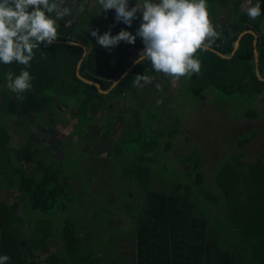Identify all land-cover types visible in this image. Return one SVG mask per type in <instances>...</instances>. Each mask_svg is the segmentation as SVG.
I'll return each instance as SVG.
<instances>
[{
    "label": "trees",
    "instance_id": "obj_1",
    "mask_svg": "<svg viewBox=\"0 0 264 264\" xmlns=\"http://www.w3.org/2000/svg\"><path fill=\"white\" fill-rule=\"evenodd\" d=\"M218 2L207 0L210 17L217 16L214 4ZM129 6L133 7L132 0ZM233 6V29L217 32L211 49L197 52L195 58L201 70L191 78L182 77V86L208 99L212 97L206 94L213 99L217 95L234 97L244 108L233 115L219 113L217 124L212 119L205 130L210 144L188 147L182 154L174 145L181 119L174 120L176 127L172 130L169 120L150 110L144 133L127 129L125 136L114 140L112 157L105 160L112 178L103 177L97 188L90 179L92 171L87 175L85 166L76 168L78 157L83 155L77 150L70 154L60 151L58 159H50L48 151L38 159V143L29 139L16 154L9 147L8 124L13 118L30 122L32 114L61 113L56 104L64 105L67 112L75 111L76 123L70 136L76 138L73 144L77 148L85 141L87 127L100 119L91 113L94 105L101 109L117 105L135 90L137 76L148 78L159 73L147 59L135 66L134 60L128 61L129 46L145 48L142 38L119 49L111 70L96 69L98 43L91 32L98 30L102 35L101 24L96 18L82 15L79 21L69 24L57 20V40L33 49L30 67L15 61L0 63V256L10 257L7 264H103L97 239L109 246L106 263H115L120 255L108 220L120 218L116 211L109 207L105 216L95 211L92 218L78 217L72 211L77 203L89 202L98 188L106 191L103 205L107 201L116 204L110 199L118 191L121 195L117 200L131 193L132 188L144 193L139 203L122 211L128 218V232L136 239V251L127 264H264V119L257 108L264 96V81L257 77L254 54L257 49L264 79V4L255 19L249 17L241 0L234 1ZM242 33L246 34L232 55ZM68 42L83 44L87 55L81 46ZM24 70L30 73L32 88L19 100L7 88L6 74L11 72L15 78ZM78 72L108 93L102 94L96 86L78 78ZM106 121L113 122L112 116ZM227 122L231 128L244 122L246 131L209 136L219 131L213 126ZM107 127L104 137L110 139L111 128ZM226 139L230 147H237V152L226 149ZM256 139L260 149L255 147ZM245 146L254 148L249 158ZM174 153L178 154L176 159ZM164 156H172L173 163ZM162 159L168 165L161 163ZM175 162L180 168L174 166ZM24 163L32 167L30 173ZM100 163L105 166L103 161ZM12 187L21 191L23 204L6 201L5 190Z\"/></svg>",
    "mask_w": 264,
    "mask_h": 264
},
{
    "label": "rangeland",
    "instance_id": "obj_2",
    "mask_svg": "<svg viewBox=\"0 0 264 264\" xmlns=\"http://www.w3.org/2000/svg\"><path fill=\"white\" fill-rule=\"evenodd\" d=\"M234 1L236 0H233L230 3L231 12L234 9ZM83 2L84 0H65V5L73 6L77 4H82ZM257 3V0H252L251 5L254 6ZM222 17V19H224V17L228 18L227 14H224L223 11ZM70 20L73 21L72 19H67L65 17L63 20H60V22L61 24H69L71 23ZM186 89L187 88L184 84L180 88V93L174 94V97H172V108L170 109L166 108L165 106L167 103H172V100H169V98H167V96H165L163 93H161L163 96L156 94L154 95L155 100H157V102L154 101L153 103L150 102V100L147 101L148 104L151 105V103H153L154 106L159 109L157 110L156 108H152V110H155L157 113L160 114L161 118H163L164 120H169L168 125L171 127L170 129L176 127L174 120H176L177 118L181 119V126H177L178 131H181L174 141L175 147L180 148L179 154L185 153L188 147L203 148L210 144L209 141L206 140V138H210L204 136L206 132L205 130L209 129L207 125L209 126V123H211L212 119L213 123L217 124L218 116H220L219 113H223L225 114V116H228L230 114L233 115L234 113L239 112L241 108H244V106L241 104V101H239V99L236 100L234 97L222 98L217 95L215 100L213 99V96H211L210 94H206L207 97H212L208 99L203 97V94L197 96L196 94H191V92H188ZM140 102H142L140 103L138 111L140 113H138L136 117H131L130 113L128 112V114H124L119 111L118 109L120 106L118 105L109 106L108 108L104 109L98 108L94 105L91 113L95 117H99L100 119L95 122L93 126L87 127V131L83 136L85 141L84 143L79 144L77 148L75 147L76 145L73 144L76 141V138L70 136L71 132L73 131V125L76 123L74 116L75 111L67 112V107L64 105L61 106L59 104H56L57 108L61 111V113H56L52 115H38L37 113L30 115V122H32L31 124L29 121H21L17 118H13L8 124L9 133L11 136L9 147L13 149L16 154H19L22 151L21 144H25V142L30 139L32 143H38L40 150V153L37 156L38 159L48 151L50 152V159L53 156L57 157L58 159L61 155L60 151L68 152V154H70L72 151L77 150V152H80L83 155L82 157H78L77 162L79 163L77 164L76 168L80 169V167L85 166L87 169L85 173L87 175L89 172L92 171L90 179L94 181L95 185H98V182L103 177H105V179L112 178V174H110L111 170L109 171L110 168L105 163V160L112 157L114 140L125 136L127 133V129L139 133H144V131L146 130L148 125V113L150 110L148 111L147 108H142L146 102L142 100ZM124 103H128L129 105V101L125 100ZM258 103L259 104L257 108H259L261 118L264 119V96L262 97L261 102ZM126 109H129V107H127ZM108 116H112L113 122L106 121ZM108 125L111 128L110 139L104 137V133L105 130L108 128ZM246 127L247 125H245L244 122L237 124L234 128H231V125L228 122L227 124L225 123L223 125L218 124V126H213V130L219 131L213 132L209 134V136L212 138L215 137V135L224 136L227 131L239 132L241 131L240 129L243 130L242 132H245ZM222 131H225V133L223 134ZM227 141L228 140L226 139V149L232 153L237 152V147H230L227 144ZM161 142L164 143L163 141ZM254 143L255 147L259 148L260 143L258 142V139H256ZM243 149L246 150V158H249V156L254 154V148L252 147L245 146L243 147ZM259 153L260 151H258V154ZM174 154L173 158L176 159L178 157V154ZM67 157H69V155ZM165 158H167L171 163H173L171 161L172 156H168ZM100 161H103V164H105L104 167H106L107 169L102 166ZM167 162H165L164 159L161 160V163L163 164L168 165L169 162ZM23 166L27 172L30 173L32 171V167L29 164L24 163ZM174 166L176 168H180V164H178L177 162L174 163ZM208 175H211V173L208 172ZM120 195L121 192L118 191L110 199L111 201H116V204H112V202L107 201L106 205H103L101 200H103L106 196V191L102 192L98 188L95 193L91 194L90 198L92 199L89 202L85 200L81 204L77 203L72 209L74 215L78 217L84 216L87 218H92L93 212L95 211H98L105 216L106 213H108L110 207L111 209H114V211H116L117 217H120L115 222L108 220L109 225L111 226V232L114 233L116 251L117 253L119 252L120 255V257H117L115 263H106L107 259L109 258V246L107 242L103 243L102 241H98L97 239V242L99 244L101 243L98 248V255L105 262L103 264H127L128 262L131 263L133 259L132 253L136 251L134 249L136 239L133 235L128 232L130 229V225L128 222V218L124 213L122 214V211L125 212L123 208H125L126 206H134V203L135 205L139 203V198H141L144 193L140 189L132 188L131 193H124L122 198L120 200H117V197H120ZM5 196L6 201L10 204H23L25 201L21 191L15 187L5 190ZM31 229L32 227L28 229V234L30 233ZM41 256L44 257V255ZM41 260L45 262L44 258H42Z\"/></svg>",
    "mask_w": 264,
    "mask_h": 264
},
{
    "label": "clouds",
    "instance_id": "obj_3",
    "mask_svg": "<svg viewBox=\"0 0 264 264\" xmlns=\"http://www.w3.org/2000/svg\"><path fill=\"white\" fill-rule=\"evenodd\" d=\"M104 11L115 10L117 22L131 26L137 13L142 12V23L136 35L122 30L113 36L92 31L97 43L111 49L121 41L135 44L142 38L144 51L134 63L145 59L151 62L156 72L163 73L174 81L199 73L201 64L195 58L198 51H207L215 42L218 33L210 19L207 0H137L130 8V0H97ZM85 11V5H65V0H0V63L14 61L30 67L33 49L42 44L51 45L57 40V20L72 17ZM50 14H54L52 18ZM250 18L261 14L257 3L247 9ZM7 88L19 100L32 88L30 73L24 70L18 76L6 74ZM147 82L146 76H137L135 83ZM118 84V82H115ZM10 257L0 256V264H7Z\"/></svg>",
    "mask_w": 264,
    "mask_h": 264
},
{
    "label": "crops",
    "instance_id": "obj_4",
    "mask_svg": "<svg viewBox=\"0 0 264 264\" xmlns=\"http://www.w3.org/2000/svg\"><path fill=\"white\" fill-rule=\"evenodd\" d=\"M232 1L233 0H219L217 4H214L215 9L217 11L216 12L217 16L213 15L212 17H210V19L215 27L216 32L220 33L223 31H228L233 29L234 9L232 10V12L230 9V3ZM257 1L259 5L264 4V0H257ZM132 2L134 7L137 3V0H132ZM241 2L244 4V10L246 11L249 7L253 6L251 5L252 0H241ZM82 4L85 5V11L83 13L77 14L76 10L74 9L72 17H66V18L72 19L73 21L70 20L71 22H76L77 20L79 21L82 15H88L92 18H96L99 20L101 24L102 35L110 31L111 34L115 36L118 35L122 30H127L131 32L133 35H136L142 23V12H138L137 18L134 19L133 24L131 26H128L123 22H117L116 20L117 14L114 9L104 11L101 8V6L98 5L97 0H84ZM78 5L80 4H77L76 6ZM222 11L224 12V14H227L228 18L224 17V19H222L223 18ZM262 33L264 34V26L262 28ZM126 43L127 42L121 41L118 46L113 47L111 49H106L105 47L100 46L98 44L95 48L97 52L96 65H95L96 69L105 70V71L111 70L116 65L119 49L122 48L124 45H126ZM137 64L138 63H134L133 66ZM131 68H129L127 73L131 70ZM182 82H183V78H180V80L178 81H174L173 79L165 76L163 73H158L155 77H148L147 82L141 80V84L139 86L137 85L134 91L126 95V97L117 104L118 106H120L118 110L124 114L130 113L131 117H136V115L140 113L138 111H139L140 103H142L140 102L141 100L146 102L142 107L143 109L147 108L148 111L152 110V108H156L153 104L154 101L157 102V100H155L154 97L155 94L163 96L161 94L163 93L165 96H167V98H169V100L170 99L172 100L174 94L180 93ZM125 100L129 101V105L131 106H129L128 103H124ZM149 100L150 102H153L151 103V105L148 104L147 102ZM171 102L172 103L170 104L167 103L166 106L165 105L163 106L170 109L172 108L171 105L173 104V100ZM127 107H129V109H126ZM45 114H49V113L46 112Z\"/></svg>",
    "mask_w": 264,
    "mask_h": 264
},
{
    "label": "water",
    "instance_id": "obj_5",
    "mask_svg": "<svg viewBox=\"0 0 264 264\" xmlns=\"http://www.w3.org/2000/svg\"><path fill=\"white\" fill-rule=\"evenodd\" d=\"M250 33H252L254 36H255V38H257V34L255 33V32H253V31H249ZM246 33H242L240 36H239V38L237 39V41H236V43H235V45H234V51H233V53H232V55H234L235 53H236V51L238 50V48H239V45H240V42H241V39H242V37L245 35ZM67 44H76V43H73V42H68ZM76 45H79V46H81L82 48H83V50H84V56H86L87 55V48L83 45V44H76ZM254 45H255V47L257 46V40L255 39V41H254ZM216 53H218L219 55H221L222 57H226V56H224L223 54H221L220 52H218V51H215ZM254 54H255V61H256V63H257V77L261 80V81H264V79L261 77V73H260V71H259V52H258V50L257 49H255V51H254ZM83 61V60H82ZM82 61L79 63V65H78V70L80 69V67H81V63H82ZM127 75V72L118 80V82L120 81V80H122L125 76ZM77 76H78V78H80V79H82L84 82H86V83H88V84H91V85H94V86H96L97 88H98V90H99V92L100 93H102V94H107L108 92L106 91H103L102 89H101V86L98 84V83H94V82H91V81H88V80H86V79H84V78H82V76L80 75V73L78 72L77 73ZM117 83H115V85H116ZM114 85V86H115Z\"/></svg>",
    "mask_w": 264,
    "mask_h": 264
},
{
    "label": "built area",
    "instance_id": "obj_6",
    "mask_svg": "<svg viewBox=\"0 0 264 264\" xmlns=\"http://www.w3.org/2000/svg\"><path fill=\"white\" fill-rule=\"evenodd\" d=\"M143 51H144V49H139L135 46H129L127 48V53L129 55L128 61L130 62V61H133V60L139 58L141 52H143Z\"/></svg>",
    "mask_w": 264,
    "mask_h": 264
},
{
    "label": "bare ground",
    "instance_id": "obj_7",
    "mask_svg": "<svg viewBox=\"0 0 264 264\" xmlns=\"http://www.w3.org/2000/svg\"><path fill=\"white\" fill-rule=\"evenodd\" d=\"M208 49H211V48L209 47ZM212 50H214V52L216 51L215 49H212ZM224 56H225V55H224ZM224 58H229V57L226 56V57H224Z\"/></svg>",
    "mask_w": 264,
    "mask_h": 264
}]
</instances>
